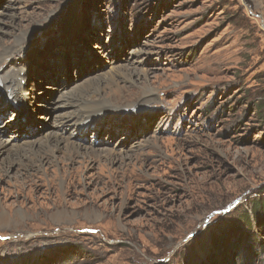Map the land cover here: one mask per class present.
Listing matches in <instances>:
<instances>
[{"label": "rangeland", "instance_id": "rangeland-1", "mask_svg": "<svg viewBox=\"0 0 264 264\" xmlns=\"http://www.w3.org/2000/svg\"><path fill=\"white\" fill-rule=\"evenodd\" d=\"M0 83V264H264V0H0Z\"/></svg>", "mask_w": 264, "mask_h": 264}, {"label": "bare ground", "instance_id": "bare-ground-1", "mask_svg": "<svg viewBox=\"0 0 264 264\" xmlns=\"http://www.w3.org/2000/svg\"><path fill=\"white\" fill-rule=\"evenodd\" d=\"M97 85L101 86V84H97ZM97 85L94 88L100 89L99 86H97ZM3 87L4 86L2 85V83H0V89H2ZM96 89H95V91H96ZM21 90H24V89L21 87ZM95 93L96 92H94V90H92V92H90V95H91L92 98L94 97ZM12 94H14V92H12ZM85 98H86V96H84L83 93L78 94V95H73V96H70V97H66L65 104L64 105L62 104L63 106L60 107L61 109H64V111H61L58 114V118L61 117V119H59V123L65 124V126H72V127L76 126L75 127L76 130L78 129V131H80V132L86 131V130L88 131V130H90L91 126L96 125V123H97V121H96L97 115H95L94 118H92V119L87 118V117H86L87 118L86 119V118L82 117V113H83L82 111H84V109L81 111L79 109L80 106H78L77 107L78 108L77 111L74 110L75 109L74 100L76 99V101H77L76 103H78V101H80V100L85 101ZM62 101H64V100H61V102ZM95 104L98 107V112L101 111V110H105L107 114H111V115L112 114H121L122 111H124V112L126 111V109L120 108V107H116L115 110H114V109H109L107 105H106V107H99V105H100L99 103L95 102ZM4 106H8V107L13 106L15 108L14 103L11 102V103H8V104H3L2 100L0 99V111L4 110V108H3ZM16 106H17V108H20L21 110H24V113L21 111L20 115H18V117H17L16 116L17 114H16L15 110L12 109V112L14 114L11 115L12 119L8 123H6V126L3 128V129H5L4 133H8L9 132L8 130L14 129L20 122L21 123H25L24 121H20L19 122V120H20L21 117L26 115V112L28 111L29 103L28 104L25 103L21 107L17 103ZM68 109H70V110H68ZM93 110H94V107H93ZM73 111H75L74 115H77V116H74V117H72L70 119V117L73 115L72 114ZM110 112H112V113H110ZM136 112L137 111H134L133 114H135ZM123 114H126V113H123ZM107 117H108V115L105 118L107 119ZM74 118H75V120H74ZM74 121H75V124H74ZM84 125H85V127H84ZM18 131L19 130H16L15 132H18ZM63 133H64V130H63ZM59 140L60 139L58 138L57 142L52 143V138L48 137L46 139V141L42 142L41 144H37L35 142L25 141L24 143L18 144L16 146L17 150L15 151L14 154L9 152L10 151L9 147H7L4 144L1 145L0 146V168H2V170H4L3 174L1 175V180H3L5 177H8L9 179H12L13 177H16V178L17 177H21L22 178L25 173L27 175H29V173L31 171L30 169H32L30 167H36V169L38 168L39 170L42 171L44 169V161H45L44 160L45 158H43V156L46 155L47 152L49 153V155L50 154H54L56 151L61 152V153L63 152L61 150L62 148H60V146H59V142H60ZM65 151H66L65 152L66 155H70V156L80 155L81 154L80 153L81 152V148L79 146L71 144L70 142L67 143V145L65 147ZM87 152L90 153L91 150H88ZM4 153H5V156L3 157ZM102 154L103 153H99V155H102ZM26 161H28V163H26ZM46 162L48 163L49 160L46 161ZM29 163H30V166L28 165ZM47 163H46V165H47ZM52 164L53 163L51 162L48 165H52ZM12 171H14V174L16 173L17 175L10 174V172H12ZM30 177H32L31 174H30ZM6 217H7L6 213H3V212L0 213V224L6 223V221H5L6 219L4 220V218H6Z\"/></svg>", "mask_w": 264, "mask_h": 264}, {"label": "trees", "instance_id": "trees-1", "mask_svg": "<svg viewBox=\"0 0 264 264\" xmlns=\"http://www.w3.org/2000/svg\"><path fill=\"white\" fill-rule=\"evenodd\" d=\"M255 205H257V203H255ZM262 207H263V209H264V206H263V204H262ZM259 212H263V211H259ZM259 212L257 211V216H259ZM256 214V213H255ZM247 217H248V219H250L251 217H250V214H248L247 215ZM260 217V216H259Z\"/></svg>", "mask_w": 264, "mask_h": 264}]
</instances>
